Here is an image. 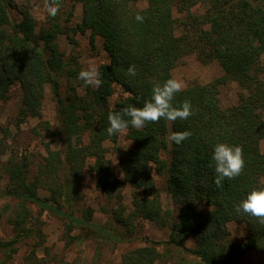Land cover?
<instances>
[{
    "label": "trees",
    "instance_id": "trees-1",
    "mask_svg": "<svg viewBox=\"0 0 264 264\" xmlns=\"http://www.w3.org/2000/svg\"><path fill=\"white\" fill-rule=\"evenodd\" d=\"M67 1L58 0L57 15H49L47 24L37 30V21L27 6L17 0H0V101L9 97L13 84L19 83L23 90L19 114L23 118L40 117L45 85L51 83L60 117L58 128L64 135L62 149L47 146V155L34 177H30L27 160L13 156L0 171V183L4 173L9 176L1 194L18 200L8 220L14 234L0 237V264H8L23 241L41 234L37 226L29 224L33 214L30 203L39 208L35 222L44 211L70 217L82 227L78 239H84L87 234L83 229H88V236L111 240L115 245L133 241L138 218L169 228L168 239L146 237L144 245L124 252L119 264H236V257L250 251L264 255V224L235 210L248 191L264 184V153L260 147L264 119L259 114L264 109V0H147L144 9L137 7L138 0H71L67 15L74 14L76 2L82 4L83 12L74 32L90 31L92 43L96 36L102 37L110 61L99 66L103 80L100 88L86 86L83 95L75 92L65 101L60 96L59 77L70 62L57 38L67 29L63 25ZM200 2L207 5L205 13L192 16L186 24L190 33L179 35L175 10L187 11ZM12 11L18 12V19ZM137 14L143 17L142 22L136 19ZM188 52H197L206 62L218 60L223 75L176 94L174 106L185 100L191 103L193 115L186 120L162 118L139 130L129 126L126 137L133 146L122 152V176L117 177L106 157L104 142L116 143L120 135H108V114L128 105L142 106L155 84L173 77L172 70ZM130 65H135V76L127 74ZM230 79L236 80L244 92L237 106L224 109L219 87ZM116 84L128 95L111 108L108 101ZM170 125L172 131L187 130L191 136L179 145L172 142L167 161L162 153L168 150ZM8 132L0 122V141ZM85 132L89 133L87 143L82 141ZM220 142L241 146L245 167L238 177L226 178L218 188L210 165L213 146ZM89 157L94 158L93 164H88ZM154 166L179 208L177 216L163 208L152 174ZM88 171L95 172L96 186L116 204L115 208L103 207L112 217L105 224L93 222L92 208L86 216L74 217L72 211ZM50 178L54 184L47 182ZM126 184L134 188V208L127 215L121 201ZM41 186L49 188V196L39 195ZM8 209L9 204L0 206V217ZM231 221L244 224L243 238L232 236L228 227ZM74 227L69 224L68 231ZM189 238L193 239L192 247L186 244Z\"/></svg>",
    "mask_w": 264,
    "mask_h": 264
},
{
    "label": "rangeland",
    "instance_id": "rangeland-1",
    "mask_svg": "<svg viewBox=\"0 0 264 264\" xmlns=\"http://www.w3.org/2000/svg\"><path fill=\"white\" fill-rule=\"evenodd\" d=\"M19 4L27 6L35 20L37 21V30L49 21V15L44 7L45 0H17ZM73 2L68 0L63 12V25L66 26L65 33L58 35L57 41L61 49L65 52V58L70 62L68 71L66 70L59 77L60 96L65 101L72 99L75 92L83 95L86 86L84 82L78 79V73L86 68L90 62H94L98 68L100 65L110 61L109 55L103 46V39L96 36L94 42H91V32H74L75 26L82 21V4L74 3V14L67 15ZM148 6L147 0H138L137 7L144 9ZM205 3H198L187 11L179 12L175 10L177 17V33L179 35L187 33L186 24L192 21V16L203 15L206 7ZM11 15L18 19L17 11H12ZM192 25L190 29L192 30ZM188 28V27H187ZM189 29V30H190ZM69 34V35H68ZM191 36V35H190ZM189 48V47H187ZM264 64V56L262 58ZM224 71L218 60L203 61L197 52H188L182 55L176 66L172 70L173 77L183 80L186 88L193 84H207L223 75ZM264 78V74L262 76ZM185 88V89H186ZM244 92L236 80L228 82L219 87V98L221 107L224 109L232 108L240 103L239 95ZM128 94L123 88L116 84L114 92L109 97L108 105L114 108L118 102ZM23 90L19 83L11 86L9 97L0 101V122L9 130L7 136L0 141V171L3 172L8 159L13 156L19 159H26L29 163L30 177L37 174L38 167L43 158L47 155L46 148L50 146L55 150L63 148V133L59 130L60 117L57 111V99L52 89L51 83H46L43 103L41 106L42 114L40 117L29 115L23 118L20 114L21 100ZM264 119V109L259 111ZM258 119V118H257ZM172 127L169 126L167 140L171 134ZM89 133L85 132L82 137L83 143H87ZM131 142V143H130ZM107 149L106 157L111 160V167L117 177L122 176L120 159L123 151L131 149L133 143L127 139L126 134L119 136L118 141L113 143L105 141ZM172 142L168 140V150L162 153V158L169 161ZM261 151L264 153V137L260 142ZM88 164L94 163V158L87 159ZM67 170V169H66ZM65 170V171H66ZM153 177L156 181L164 210H171L175 216L179 213V208L173 202L168 193L164 177L159 173L155 166L152 169ZM9 181L8 174L4 173V178L0 183V189L4 190ZM47 182L54 184L55 180L50 178ZM264 182V178H263ZM39 195L49 196L50 190L46 186H41L38 190ZM134 188L126 184L122 188L121 201L127 208L126 215L134 208L133 205ZM80 199L75 202L72 209L74 217L86 216L88 208L93 209L92 220L95 224H105L111 221L112 217L103 207L110 209L116 206L115 202L108 201L107 196L96 186V175L93 171H88L81 182ZM18 200L10 196H4L0 191V206L9 204V209L0 217V237L9 238L13 232V226L8 221L17 207ZM32 209V217L29 224L37 226L41 234L23 241L12 260L8 264H119L122 254L128 250L145 244L144 240L149 237L153 240H166L169 237L170 230L167 226L144 218H138L134 221L136 226L135 240L129 242H120L115 245L111 240L104 241L88 236V229H83L87 234L84 239H78L76 236L81 232L82 227L76 224L70 217L52 214L44 211L35 222L38 215V206L29 204ZM103 208V209H102ZM68 211V208L65 207ZM75 224L70 232L68 225ZM228 227L235 239L244 237V224L231 221ZM186 244L190 247L194 245L193 239L189 238ZM159 250H164L159 246ZM1 256V255H0ZM236 264H263L264 255L256 251H250L243 256L235 259ZM155 264H171L169 261H158Z\"/></svg>",
    "mask_w": 264,
    "mask_h": 264
},
{
    "label": "clouds",
    "instance_id": "clouds-1",
    "mask_svg": "<svg viewBox=\"0 0 264 264\" xmlns=\"http://www.w3.org/2000/svg\"><path fill=\"white\" fill-rule=\"evenodd\" d=\"M48 15L55 17L59 10L58 0H45L44 5ZM136 19L143 21V17L137 14ZM130 76L136 75L135 65L127 69ZM98 66L90 62L88 66L78 73V79L84 82L85 86L100 88L103 80ZM186 84L176 77H169L162 84H155L151 96L143 102L142 106L128 105L119 112L108 114L107 133L109 136L126 134L129 126L137 130L145 127L148 122H159L162 118L175 122L186 120L191 115L192 106L187 100L179 106H174L172 101L177 93L184 91ZM191 136L190 131H173L168 140L179 145ZM131 143V142H130ZM211 165L214 167V183L218 188L223 187V182L238 177L245 167L243 149L239 145L217 143L213 146ZM237 213H244L256 218L259 223L264 224V184L247 192L244 199L235 205Z\"/></svg>",
    "mask_w": 264,
    "mask_h": 264
}]
</instances>
